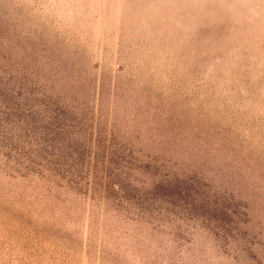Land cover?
Listing matches in <instances>:
<instances>
[{"label":"rangeland","instance_id":"rangeland-1","mask_svg":"<svg viewBox=\"0 0 264 264\" xmlns=\"http://www.w3.org/2000/svg\"><path fill=\"white\" fill-rule=\"evenodd\" d=\"M0 264H264V0H0Z\"/></svg>","mask_w":264,"mask_h":264}]
</instances>
